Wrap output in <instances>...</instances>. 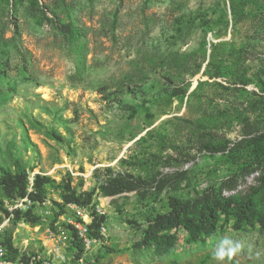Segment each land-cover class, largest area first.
<instances>
[{"label": "rangeland", "instance_id": "obj_1", "mask_svg": "<svg viewBox=\"0 0 264 264\" xmlns=\"http://www.w3.org/2000/svg\"><path fill=\"white\" fill-rule=\"evenodd\" d=\"M261 134L264 0H0V169H25L30 183L52 179L33 205L40 226L5 225L1 236L20 256L56 246L78 253L68 222L75 211L67 205L58 216L60 184L71 176L78 195L93 193L85 215L106 217L84 253L99 264H231L213 254L237 247L235 263L264 264L259 224L221 222L195 242L180 228L169 232L177 242L167 254L139 246L173 198L236 180L226 197L260 187L264 166L251 175L243 167L252 161L249 140ZM120 175L137 189L105 195ZM254 199L264 213L262 196ZM21 202L0 193L5 210L25 212ZM7 218L0 208V224Z\"/></svg>", "mask_w": 264, "mask_h": 264}, {"label": "trees", "instance_id": "obj_2", "mask_svg": "<svg viewBox=\"0 0 264 264\" xmlns=\"http://www.w3.org/2000/svg\"><path fill=\"white\" fill-rule=\"evenodd\" d=\"M72 25H61L64 32L74 36L72 30L69 29ZM68 30V32L66 31ZM78 34V33H77ZM182 90L175 91V95H183ZM135 114L133 109L132 115ZM57 136V135H56ZM59 138V136H58ZM247 140V139H245ZM247 142V141H246ZM251 146L252 161L249 165L243 167L247 170V175L254 174L261 166H264V134L253 137L249 140ZM228 146H219V151H226ZM206 148L211 149L206 146ZM216 150V149H214ZM71 176L66 181L60 184L62 191V205L60 208L59 217L67 212V205L75 204L80 207H88L93 202V193L84 192L78 195L72 187ZM52 182L48 176L40 174L35 175L33 184L29 181V175L25 169H19L12 172L9 169H0V193L7 199L12 201L28 198L32 206L25 212L15 210L12 219L15 223L24 221L34 226H40L41 218L33 213V205L43 203L46 199L45 187ZM237 180L232 181V184L224 186L219 192L206 191L195 198L180 200L173 198L170 200V211L166 214H158L153 219L148 221V226L144 231V238L139 246L149 247L155 246L159 253H170L176 246L177 238L174 233H169L174 230L183 228L189 235V239L193 242L198 241L202 236H211L215 234L223 225L232 222V225L237 230H248L249 227L259 224L264 228V213L257 211L255 196L261 195L264 203V183L254 189L251 195L226 197L225 189L232 192L237 188ZM31 187V188H30ZM105 195L117 196L124 192H131L137 189V182L126 180L122 175L111 180L106 187L102 188ZM7 216L10 215L8 210H5L3 205L0 206ZM93 220L89 225L90 235L97 236L98 232L105 222V216H100L93 213ZM70 228L71 225H69ZM74 230V229H73ZM75 237L77 235L75 233ZM97 238V237H96ZM1 241L7 250V258L9 260L21 259L25 261L26 255L19 254V251L11 243V239H6L1 236ZM77 256H81L84 251V246L77 239ZM87 258V264H99V259ZM231 264H237L232 258L229 259Z\"/></svg>", "mask_w": 264, "mask_h": 264}, {"label": "built area", "instance_id": "obj_3", "mask_svg": "<svg viewBox=\"0 0 264 264\" xmlns=\"http://www.w3.org/2000/svg\"><path fill=\"white\" fill-rule=\"evenodd\" d=\"M20 201H22V204L27 203L29 204V207H31L32 203L28 200V198L22 199ZM69 207L75 211L76 217L78 218L77 220H70L68 222L74 229L77 239L81 241L84 246V251L81 256H77V253H74L71 256H65L62 254L61 249L56 246L48 253L43 252L41 254L27 255V259L25 261L21 260L20 258L17 260H9L7 258V250L1 241V235L3 234L5 225L13 217L15 210L18 208L15 207L12 208L11 211H8L10 215L2 224H0V264H87V257L84 253L90 251L93 245L98 241V239L90 235L89 231V225L91 224L93 217L90 215H85V209L79 207L78 205L70 204ZM101 230L104 231V227H101Z\"/></svg>", "mask_w": 264, "mask_h": 264}, {"label": "clouds", "instance_id": "obj_4", "mask_svg": "<svg viewBox=\"0 0 264 264\" xmlns=\"http://www.w3.org/2000/svg\"><path fill=\"white\" fill-rule=\"evenodd\" d=\"M239 247L237 248H229L227 251L221 249L220 251L218 252H215L213 254V258L216 259V260H221V261H224L225 258H231L232 256H234L235 254H237L239 252Z\"/></svg>", "mask_w": 264, "mask_h": 264}]
</instances>
